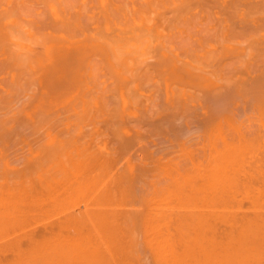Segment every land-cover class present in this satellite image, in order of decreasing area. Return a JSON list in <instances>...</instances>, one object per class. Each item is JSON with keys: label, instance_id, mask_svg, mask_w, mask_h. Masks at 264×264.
Instances as JSON below:
<instances>
[{"label": "bare ground", "instance_id": "6f19581e", "mask_svg": "<svg viewBox=\"0 0 264 264\" xmlns=\"http://www.w3.org/2000/svg\"><path fill=\"white\" fill-rule=\"evenodd\" d=\"M13 153L8 176L62 156L61 175L81 170L83 189L102 192L90 190L106 202L94 201L99 216L91 200L80 214L101 216L108 244L93 247L109 264H264V0H0V159ZM3 183L2 198L23 185ZM239 193L251 212L236 220ZM70 214L62 225L78 221ZM80 227L68 240H83ZM63 239L45 259L31 247L29 263H67L60 249L75 240ZM77 244L68 264L106 256Z\"/></svg>", "mask_w": 264, "mask_h": 264}, {"label": "rangeland", "instance_id": "374dc122", "mask_svg": "<svg viewBox=\"0 0 264 264\" xmlns=\"http://www.w3.org/2000/svg\"><path fill=\"white\" fill-rule=\"evenodd\" d=\"M18 153V152H17ZM13 156H15L14 155V153H13V155L12 154H9L6 158H4V159H0V169H4V170H2V171H6V169H7V176H8V172H10L11 173V169L12 168H14V167H16V168H18V167H20L19 166V162L17 161H15L17 164H15V162H14V160H15V157H13ZM28 156H30V155H28ZM9 157V158H8ZM55 157V156H54ZM50 158V159H48L45 163L46 164H48V165H44V163L43 164H39V166L40 167H38V166H36V167H31V169H33V171H29V170H27V171H24L25 172V174H24V176L23 175H21V174H23V173H21L20 175L19 174H17L16 176L17 177H14L15 176V174H14V176H12L13 174V171H12V177L11 176H8V178H7V176H6V173L4 172V174H5V176H4V174L2 175V174H0V176H2V177H0L1 179H0V186L1 185H4L5 184V186L3 187L4 189L6 188V187H8V186H6V183H3V182H5V180H6V182L9 184V187H10V185L12 184V188H14L13 186H15V185H18L17 183L19 182H21L23 185H24V187H22L23 188V190H21V191H19V192H21V193H19V192H17L16 190L17 189H21V186H23V185H21V184H19V185H21L19 188H17L16 189V187L14 188V189H11V187H10V189L8 190V189H6V190H4L5 192L6 191H11V192H14V193H16L15 195H13V193H12V195L11 196H13L14 197V199H13V197H11V196H9V194H8V197L10 198L11 197V199H13L14 201H11L10 199V201H11V203L12 202H14V204H11V206L7 203L9 200H8V198H7V196H6V200H5V195H7V193H5V192H1V194H3L4 196H3V198L0 196V199L2 200H4V201H7V202H5V205L6 206H4L3 204H2V206H0V212H6V213H3V217H2V221H1V217H0V224H1V228H0V263L1 264H8V262H9V264H13V263H17V264H19V263H23V264H25L24 262H26V261H24V258L25 257H27V255L28 256H30L31 254H28V253H30L31 251V249L32 248H35L36 246V251H38V245H41V247L44 249V251L46 250V252L47 253H45L44 251V259H45V255H48V254H50L49 252L52 250V248H55V246H57V247H59L56 243L59 241V239L61 240V239H63L62 241L64 242L65 241V243H66V241L68 240V238L71 236V235H73V234H70V233H72V232H68V230L69 229H71V227H68V228H65V226L67 227V226H69L70 224L71 225H76V224H79L78 223V221H79V219L78 218H81V219H83L84 217H86L85 215H84V213L86 214V210L89 208V206H91L90 204L92 203V201H93V205L94 204H96V202L94 203V201L96 200V199H94L93 198V195H92V197H90L91 195H90V193H91V191H92V193L94 192V190H95V186L93 185V184H90V185H86V184H89L90 182H92L93 181V179L95 178L94 176H96L95 175V173L97 174L98 172H99V169H96V170H93L92 172L94 173V171H95V173H94V178L92 179V178H89L90 180H92V181H88L87 179H86V184H83V186L84 185H86V186H88V187H86L85 188V186H84V189H83V187H82V184L81 183H85V179L83 178V177H81V176H84L83 174H82V172L80 173L81 175L79 176V171H81V170H79L78 171V169L77 170H75V171H73L72 170V164H76V162L77 161H75L74 162V160L73 161H71V162H65V163H67V167L70 169L68 172L69 173H66V174H68L67 176H66V178H65V175H64V177H63V175H61L60 174V172L58 171V170H56V164L55 163H57V162H59L58 160H61V158H63L62 156H61V158H58V159H56V158ZM11 158V159H10ZM9 159H10V161H9ZM82 161V163L84 164V161L83 160H81ZM11 162V163H10ZM63 162H64V160H63ZM9 163H10V165H9ZM71 163V164H70ZM13 164H15V165H13ZM21 164V163H20ZM70 164V165H69ZM9 165V166H8ZM18 165V166H17ZM53 165V166H52ZM43 166H45V167H43ZM48 166V167H47ZM42 167V168H41ZM9 168H11V169H9ZM45 168H47V169H45ZM50 168H52L53 170L51 171V169ZM10 170V171H9ZM35 170V171H34ZM1 171V170H0ZM1 171V172H2ZM37 171V172H36ZM44 171V172H43ZM54 171V172H53ZM78 172V175L76 174L77 172ZM83 171V170H82ZM0 172V173H1ZM27 172H29V173H27ZM52 174V177H51V175H50V173ZM76 172V173H75ZM87 172V171H86ZM92 172H88V173H92ZM32 173V174H31ZM55 173H56V175H55ZM76 174V176H79V177H81V178H77V177H75L74 175ZM84 173V172H83ZM93 173H92V175H93ZM28 174V175H27ZM34 174V175H33ZM36 174V175H35ZM44 174V175H43ZM49 174V175H48ZM54 174V175H53ZM87 174V173H86ZM85 174V175H86ZM99 174V173H98ZM106 174H108V173H106ZM38 175V176H37ZM58 175H59V177H58ZM89 175V174H88ZM88 175H86L85 176V178L88 176ZM92 175H90V177L92 176ZM103 175H105L104 173H103ZM33 176V177H32ZM48 176V177H47ZM52 178V179H50V177ZM61 176V177H60ZM102 175H101V171H100V177L98 176V178H96V180H98L99 181V178H101V180L99 181V184L98 185H100L101 183V186H99V187H101V189L102 188H104V186H102V185H104V183H105V181H106V177L105 176H103L104 177V179H102L103 177H101ZM107 176V175H106ZM258 176L259 175H257V178H256V180H254L253 182H259L260 180H262V178L261 177H259L258 178ZM9 177H11V179L9 178ZM28 177V178H27ZM97 177V176H96ZM42 178H43V181H42ZM78 179V180H82V179H84L83 180V182H79V181H77L76 179ZM106 178V179H105ZM13 179V180H12ZM49 179H50V182H49ZM54 179V180H53ZM258 179V180H257ZM12 180V181H11ZM32 180H34L33 182H31ZM80 180V181H81ZM95 180V179H94ZM102 180H104V182H101ZM13 182V183H15L16 182V184H14L13 185V183H10V182ZM48 181V182H47ZM75 181H77V182H79V184L81 185L80 186V190H78V191H73L74 189L73 188H75V187H77V185H75ZM98 181H96L97 183H98ZM24 182H25V184H24ZM37 182V183H36ZM42 182H44V183H42ZM95 182V181H94ZM93 182V183H94ZM3 183V184H2ZM34 183V184H33ZM259 183H261V181L259 182ZM59 184V185H58ZM79 184H78V186H79ZM95 185H96V183H94ZM18 185V186H19ZM27 185V186H26ZM51 185V186H50ZM64 185V186H63ZM34 186V187H33ZM47 186V187H46ZM93 186H94V188H93ZM2 187L0 188V189H2ZM37 187V188H36ZM53 189H52V188ZM34 188V189H33ZM39 188H41V189H39ZM44 188V189H43ZM47 188H49V189H47ZM76 189V188H75ZM79 189V188H78ZM82 189V190H81ZM92 189V190H91ZM98 188H96V191H95V194L97 193V191H99V189L97 190ZM3 190V189H2ZM1 190V191H2ZM12 190H15V191H12ZM41 190L43 191V192H41ZM46 190H47V192H46ZM60 190V191H59ZM91 190V191H90ZM104 190V189H103ZM102 190V191H103ZM26 191V192H25ZM62 191V192H61ZM75 192V193H74ZM84 192V193H83ZM87 192V193H86ZM8 193H10V192H8ZM70 193V194H69ZM100 193H102L101 191L99 192V195H100ZM94 194V193H93ZM94 194V196H96ZM90 195V196H89ZM99 195H97V196H99ZM68 196V197H67ZM83 196V197H82ZM85 196V197H84ZM96 196V197H97ZM61 197V198H60ZM64 197V198H63ZM80 197V198H79ZM67 198V199H66ZM88 198V199H87ZM90 198V199H89ZM94 200H93V199ZM100 198V197H99ZM98 198V200H100V201H102V200H104L102 197L99 199ZM262 198H264V196H261L260 198H259V203L261 204V209L262 210H264V199H262ZM26 199V200H25ZM82 199V200H81ZM102 199V200H101ZM241 199V200H240ZM2 200V201H3ZM50 200V201H49ZM77 202H76V201ZM91 200V201H90ZM3 201V202H4ZM10 201H9V203H10ZM41 201V202H40ZM73 201V202H72ZM75 201V202H74ZM91 202L90 204L88 203V202ZM97 201V200H96ZM100 201H97V204H96V206L98 207L97 209H100V208H102V210H104V206H105V201H104V205L100 202ZM238 201H240V202H238ZM244 201V202H243ZM50 202V203H49ZM61 202V203H60ZM103 205H101L100 207H99V205H100V203ZM103 202V201H102ZM249 199H246V198H244L243 197V195L241 194V193H239V195H237V197H236V201L234 202V208L233 209H235V212H234V214L236 213V215H235V218H236V220H238V217L242 214V212L244 213V212H248V213H250L251 212V210H249V208L251 207V206H249L250 204H249ZM29 203V204H28ZM67 203V204H66ZM7 204H8V206H10L11 208H12V206L14 205V207L17 205H19L18 207H20V208H18L17 207V209H19V212H17V215L15 214L16 213V211H12V209L10 208V210H11V212H10V210L9 209H6L5 207H8L7 206ZM27 204V205H26ZM58 204V205H57ZM66 204V205H65ZM72 204V205H71ZM86 204H89V206L87 205V208H86ZM246 204H248V206L246 205ZM49 205V206H48ZM52 205V206H51ZM70 205V206H69ZM76 205V206H75ZM79 205V206H78ZM83 205H84V207H83ZM92 205V208H89L90 210L91 209H93V215H94V217H95V215H98L99 214V210H97L98 212V214H94V211H95V209L93 208V207H95V205L93 206ZM107 205V204H106ZM4 206V207H3ZM45 206V207H44ZM58 206V207H57ZM241 206H242V208H241ZM245 206V207H244ZM38 207V208H37ZM70 207H72V208H70ZM74 207V208H73ZM59 208V209H58ZM66 208V209H65ZM68 208V209H67ZM86 208V209H85ZM96 208V207H95ZM239 208V209H238ZM244 208V209H243ZM248 208V209H247ZM14 209V208H13ZM16 209V208H15ZM38 209V210H37ZM48 209V210H47ZM23 210V211H22ZM53 210V211H52ZM77 210H79V211H77ZM85 210V211H84ZM101 210V209H100ZM8 211V212H7ZM42 211V212H41ZM47 211H48V213H47ZM63 211V212H62ZM64 211H66V212H64ZM69 211L70 212H72V214H75V215H78L77 217V220L78 221H73V219L71 220V221H73V222H76V223H74V224H72L71 222H70V224L68 225V224H66V222L67 221H65V224H61V223H63L64 221V219H66V218H69L68 216L69 215H67L68 213H69ZM84 211V212H83ZM11 213V214H13L14 213V216L16 217V218H13L12 216H11V214H10V218L14 221H12L11 223H10V218L8 217V214L7 213ZM27 212V213H26ZM80 212L82 213L83 212V216L84 217H82V215L80 214ZM96 212V211H95ZM47 213V214H46ZM102 213V212H101ZM100 213V214H101ZM247 213V214H248ZM4 214H6V216H7V218H9V219H5L6 217L4 216ZM39 214V215H38ZM55 214V215H54ZM72 214H70V215H72ZM233 214V215H234ZM247 214H245V215H247ZM46 215H49V217L48 216H46ZM87 215V214H86ZM252 215V213L249 215V216H251ZM44 216V217H43ZM61 216V217H60ZM67 216V217H66ZM80 216V217H79ZM89 216H90V214H89ZM99 216V215H98ZM58 217H60V218H58ZM71 217V216H70ZM88 217V216H87ZM86 217V218H87ZM101 217V216H100ZM99 217V218H100ZM48 218V219H47ZM86 218H84L83 220H82V222L84 221V220H86ZM89 218V217H88ZM90 218H93V216H91ZM98 218V217H97ZM96 218V219H97ZM97 219L98 220V222H101L102 221V219H101V221H99L100 219ZM5 219V221H3ZM16 219V220H15ZM19 219V220H18ZM28 219V220H27ZM36 219V220H35ZM57 219V220H56ZM63 219V220H62ZM81 219H80V221L79 222H81ZM94 219V218H93ZM9 220V223H10V225H8L9 223H7V221ZM22 220V221H21ZM24 220V221H23ZM51 220H53V222H51ZM55 220V221H54ZM61 220V221H60ZM69 220V219H68ZM75 220H76V218H75ZM88 220V219H87ZM91 220V219H90ZM90 220H88V221H90ZM96 220V221H97ZM16 221V222H15ZM51 223H50V222ZM93 222H95L97 225H95V227L94 228H96L97 226L99 227V225L100 224H102V223H97L96 221H95V219L94 220H92ZM61 222V223H60ZM91 222V221H90ZM90 222H87V221H84L81 225H78V227H80V226H82V227H80V228H82V229H80L81 230V233H79V230H78V233L79 234H81V235H83L84 237L87 235L88 237H91L90 235H92V234H94V236H95V238H94V240L92 241V243H91V245H92V247H93V244H96V243H101L103 240H106L107 238H105V236L103 237V238H105V239H103V238H99V240H98V238L96 237V236H98V235H100L99 233L100 232H102L103 233V231L102 230H99L98 228H96V230H94L93 228V230L91 229V227H92V225L93 224H95V223H93V222H91V224H88V223H90ZM2 223H4L5 225V228H4V226L2 225ZM19 225H18V224ZM47 223V224H46ZM54 223V224H53ZM68 223V222H67ZM15 224V225H14ZM16 224L18 225V226H16ZM21 224V225H20ZM35 224V225H34ZM61 224V225H60ZM84 224V225H83ZM227 224V223H226ZM226 224H225V226H226ZM91 225V226H90ZM24 226V227H23ZM32 226V227H31ZM42 226V227H41ZM56 226V227H55ZM87 226H89V227H87ZM102 227H103V224L101 225ZM101 226H100V228H101ZM219 227H223V225H218ZM223 227V228H221V230H219V231H222L223 229H226V231L228 230V228H226V227ZM229 226V225H228ZM237 226V225H236ZM7 227V228H6ZM33 227H35V228H33ZM48 227H50V228H48ZM58 227V228H57ZM60 227V228H59ZM77 227V225H76V227L75 228H73L72 227V230L74 229L75 231H77L76 230V228H78ZM85 229H84V228ZM218 227V228H219ZM3 228V229H2ZM17 228V229H16ZM56 228V229H55ZM9 229V230H8ZM58 229V230H57ZM63 229V230H62ZM67 229V230H66ZM102 229V228H101ZM234 229V228H233ZM236 229L238 230V227H236L235 228V231H236ZM2 230V231H1ZM16 230V231H15ZM38 230V231H37ZM48 230H50V231H48ZM72 230H69V231H72ZM73 230V231H74ZM84 232H83V231ZM89 230V231H88ZM100 232H99V231ZM26 231V232H25ZM36 231V232H35ZM41 231V232H40ZM75 231H74V233H75ZM93 231V232H92ZM104 231H105V229H104ZM34 232H35V234H34ZM40 232V233H39ZM45 232V233H44ZM49 234H48V233ZM234 232V231H233ZM237 232V231H236ZM3 233H5V234H3ZM12 233V234H11ZM14 233V234H13ZM23 233V234H22ZM68 233H69V235H68ZM77 233V232H76ZM75 233V234H76ZM92 233V234H91ZM102 233H101V236H102ZM106 232H104L103 234H105ZM78 234V235H79ZM90 234V235H89ZM33 235V236H32ZM38 235V236H37ZM45 235L46 236H48V237H45ZM77 235V234H76ZM11 236V237H10ZM18 236H21V237H18ZM44 236V237H43ZM54 236H55V238H54ZM61 236V237H60ZM75 236V235H74ZM74 236H72L71 238L73 239V237ZM80 236V235H79ZM83 236H80L81 238L80 239H83V240H79L76 236V239H78L79 241H76L75 239H73V240H75L74 242L72 241V239L70 238L68 241L70 242V240L72 241V242H70V245L69 246H73L74 244H77L78 242H80L79 244H80V246H81V244L82 245H86L87 244V246H89V247H91V245H88V243H90L91 241V238H86V239H88V241L89 242H87L86 243V241H84V240H86V239H84L83 238ZM100 236V237H101ZM12 237H13V239H12ZM66 237H67V239H66ZM74 237V238H75ZM92 237H93V235H92ZM99 237V236H98ZM4 238V239H3ZM19 238V239H18ZM37 238V239H36ZM97 238V239H96ZM8 239V240H7ZM12 239V240H11ZM15 239V240H14ZM29 239V240H28ZM97 240V242L96 243H94L96 240ZM23 240V241H22ZM17 241V242H16ZM53 241H57L56 243L55 242H53ZM26 242V243H25ZM77 242V243H76ZM85 242V243H84ZM107 244H108V241H105ZM104 242V243H105ZM22 243H24V244H27V245H23ZM48 243H51V245H50V247L49 246H47V245H49ZM59 243V242H58ZM65 243H63L62 245H63V248L64 247H67L66 245H64ZM68 243V242H67ZM72 243V244H71ZM74 243V244H73ZM104 243L102 242L100 245L101 246H103L104 245ZM52 244H56V245H54V247H53V245ZM106 244V245H107ZM34 245H36L35 247H34ZM46 245V246H45ZM61 245V246H62ZM78 245V244H77ZM96 245H98V244H96ZM95 245V246H96ZM18 246V247H17ZM21 246V247H20ZM25 246L27 247V248H25ZM69 246H68V250L69 251H71V247H70V249H69ZM76 246V245H75ZM79 245L77 246V247H80ZM32 247V248H31ZM40 247V246H39ZM46 247H47V249H46ZM82 247V246H81ZM88 247V248H89ZM99 247V246H98ZM98 247H96V249H95V247H93L92 249L93 250H96L97 251V249L99 250V248ZM108 247V246H107ZM59 248H62V247H59ZM73 248H76V247H73ZM102 249H103V252H104V250H105V252H106V250L107 249H105L106 248V246H104V247H101ZM9 249V250H8ZM51 249V250H50ZM58 249V248H57ZM56 249V250H57ZM82 249H86V247L85 248H83L82 247ZM102 249H100L99 251L101 252V250ZM11 250V251H10ZM15 250V251H14ZM20 250V251H19ZM33 250V249H32ZM63 253L64 252H66L67 251V253L65 254V256L67 257V258H72L71 256H73V251H71L70 252V254L68 255V250L66 249V248H64V251H63V249H60ZM60 250H58L57 252H61ZM66 250V251H65ZM75 250V249H74ZM89 250H91V248L89 249ZM109 250V249H108ZM35 251V250H34ZM34 251H32L33 252V256H35L34 255V253H37V252H34ZM39 251H41V253L40 254H42V249L41 250H39ZM38 251V252H39ZM110 251V250H109ZM109 251H107L106 252V256H104L103 254V256L98 252V254L99 255H101L102 256V258L104 257H107L108 256V253H109ZM6 252V253H5ZM23 252V253H22ZM27 252V253H26ZM54 252L56 253V251L54 250ZM62 252L60 253V254H62ZM75 252H77V250L76 251H74V254H75ZM92 252V251H91ZM103 252H101V253H103ZM19 253V254H18ZM52 253V252H51ZM54 253V254H55ZM71 253H72V255H71ZM93 254H91L92 256H91V258L90 259H92L93 260V258L95 257V256H97V253L95 252V251H93L92 252ZM53 254V255H54ZM59 254V253H58ZM57 253L55 254V257H59V256H57L58 255ZM59 254V255H60ZM76 254H78V253H76ZM80 254V253H79ZM76 255V256H81V255ZM94 254H96L95 256H94ZM112 252H111V257H113L112 256ZM17 255V256H16ZM18 255H23L22 257H24V258H22L23 259V261L24 262H16L15 261V259H16V257L18 258ZM26 255V256H25ZM37 256H35L36 258H38V257H40V256H38V254H36ZM68 255V256H67ZM71 255V256H70ZM7 256V257H6ZM33 256L31 255V257L33 258ZM51 256V258H52V254L50 255ZM70 256V257H69ZM109 256H110V254H109ZM34 257V258H35ZM48 257V256H47ZM98 257H100V256H98ZM98 257H96V260H97V263H99V262H106V263H108V260H107V258H111V257H107V258H105V260H104V258L102 259L101 257H100V259L102 260V261H100L99 260V258ZM8 258H9V260H8ZM13 258V259H12ZM19 258L21 259V257L19 256ZM51 258L49 259V257L47 258V260L49 259V264H51L52 262V260H53V258H52V260H51ZM75 258V259H74ZM76 258L77 257H73V261L75 260V262L74 263H76ZM98 258V259H97ZM27 259H28V257H27ZM39 259V258H38ZM37 259V260H38ZM42 260V259H40V260H42V261H45V260ZM54 259H56V258H54ZM60 259H61V257H60ZM60 259H56L55 261H57L56 263L58 264V261L60 260ZM69 259H66V258H64V256L62 257V260H67V263L66 262H64V261H61L60 260V264H63L62 262H64V263H66V264H68V261H69ZM80 259H82L81 257H80ZM90 259H89V261H90ZM149 260L150 258H148V256L146 257V260ZM13 260V261H12ZM17 260V259H16ZM29 260H31V258H29L27 261V263H29ZM34 260V259H33ZM33 260H32V262L31 263H33ZM36 260V259H35ZM34 260V261H35ZM71 260V259H70ZM79 260V259H78ZM95 260V261H96ZM113 260V259H112ZM148 260L147 261H145V262H147V264H150L151 263V259L149 260L150 262L148 263ZM18 261V260H17ZM54 261V262H55ZM73 261H72V263H71V261H70V263L69 264H73ZM81 261H83V260H81ZM88 260L86 259V261L84 260L83 261V264H84V262H85V264L87 263H90V262H87ZM109 261H111V259L109 260ZM114 261V260H113ZM113 261H111V263L113 262ZM11 262V263H10ZM36 262V261H35ZM33 263V264H47V261H45V263H43V262H41V261H37L38 263ZM51 262V263H50ZM55 263V264H56ZM78 263H80V260H79V262ZM77 263V264H78ZM92 263V262H91ZM90 263V264H91ZM94 264H95V262H93ZM96 263V264H97ZM30 264V263H29ZM52 264H54V263H52ZM81 264V263H80ZM99 264H101V263H99ZM102 264H104V263H102ZM109 264V263H108ZM152 264V263H151Z\"/></svg>", "mask_w": 264, "mask_h": 264}]
</instances>
